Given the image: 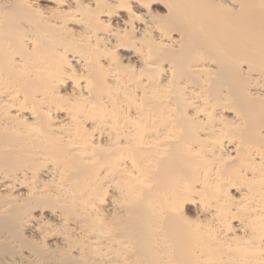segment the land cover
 I'll list each match as a JSON object with an SVG mask.
<instances>
[{"label": "bare ground", "instance_id": "6f19581e", "mask_svg": "<svg viewBox=\"0 0 264 264\" xmlns=\"http://www.w3.org/2000/svg\"><path fill=\"white\" fill-rule=\"evenodd\" d=\"M0 264H264V0H0Z\"/></svg>", "mask_w": 264, "mask_h": 264}]
</instances>
